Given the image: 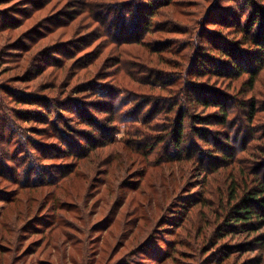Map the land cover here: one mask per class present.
<instances>
[{
  "label": "rangeland",
  "instance_id": "1",
  "mask_svg": "<svg viewBox=\"0 0 264 264\" xmlns=\"http://www.w3.org/2000/svg\"><path fill=\"white\" fill-rule=\"evenodd\" d=\"M152 4L0 0V264H264V63L216 73L264 0Z\"/></svg>",
  "mask_w": 264,
  "mask_h": 264
},
{
  "label": "trees",
  "instance_id": "2",
  "mask_svg": "<svg viewBox=\"0 0 264 264\" xmlns=\"http://www.w3.org/2000/svg\"><path fill=\"white\" fill-rule=\"evenodd\" d=\"M147 1L149 2V9H153L154 4H152V2L154 0H147ZM154 13L152 14L154 15ZM146 14H147V10L144 12L145 16ZM152 14L148 16V19H152L153 17ZM248 18H249V21H247L245 25H243V23L238 24V29L243 37L241 40H238L239 46L241 45L240 47L238 46L239 47L238 50L232 51L231 49L226 48L224 49V51L226 50V52L223 53V49L220 51L218 48H216L223 54V57L227 58L226 59L227 61L221 62L222 64L221 70H217L216 73L229 74L232 78L237 77V76L239 77L244 72L252 73L251 82L254 84L255 79L260 74V70L263 69L262 65L264 63V15L260 10L256 9L255 13L251 14ZM243 45H247L250 47L252 46V50H250L252 52H248L250 53V55L242 56L241 54H239L243 51ZM200 65L207 66V63L203 61L202 64ZM199 69L205 70V68H202V67H199ZM201 73L205 74L206 72L200 71L199 74L201 75ZM198 92L199 93L196 95V97L198 98V103L204 104L207 106L213 105L212 104L213 102H209L206 99L205 93H201V91H198ZM255 106H256L255 104L252 105L253 109H255ZM216 107L220 112V114L217 116V118H219V121L216 125L222 126L223 129L229 128L228 125H229L230 120L228 116L230 113H232L231 108L227 107V105H225L223 102H219L216 105ZM188 113H190L188 110L183 111L181 116L178 118V121L176 122L177 126L175 130V135H177L179 138L178 145H177V147L179 148H181L182 144H184L182 139H185V136H186L185 125L187 124V118L189 117ZM250 118H252V120L254 118L253 110L251 111ZM205 125L211 126L213 124L206 123ZM194 129L197 132L199 131L197 128H193V130ZM215 134H217L216 131L206 129L203 134H197L198 136H196L197 137L196 139H200L204 141L205 143H211V140ZM214 146H215V143H214ZM218 152L220 151H215V153H218ZM182 153H185V152H182ZM209 156L215 157V155L213 154L212 155L209 154ZM216 157H218V155H216ZM221 160H226V156H223ZM261 187H264V184L261 185ZM261 192H264V188L260 190V192L254 193L253 196L246 198L244 202L245 201L254 202L256 205H259V207H257L258 209L260 208L264 211V202L261 203L262 199L261 197H259V194ZM256 217H257V212L254 211L253 206L250 203L245 204V205L243 204L242 206H240L239 209L233 211V214H232L233 219L230 220L231 223H229V225L234 222L237 224L242 223V222L245 224H248L249 221L255 219Z\"/></svg>",
  "mask_w": 264,
  "mask_h": 264
}]
</instances>
